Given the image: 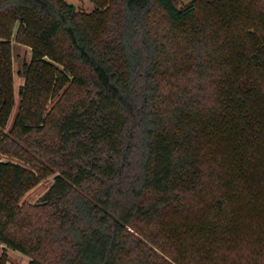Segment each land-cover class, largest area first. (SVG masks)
<instances>
[{
    "label": "trees",
    "instance_id": "trees-1",
    "mask_svg": "<svg viewBox=\"0 0 264 264\" xmlns=\"http://www.w3.org/2000/svg\"><path fill=\"white\" fill-rule=\"evenodd\" d=\"M92 1L0 0V154L24 162L0 160V244L28 264H264V0ZM15 32L32 59L7 132Z\"/></svg>",
    "mask_w": 264,
    "mask_h": 264
},
{
    "label": "rangeland",
    "instance_id": "rangeland-1",
    "mask_svg": "<svg viewBox=\"0 0 264 264\" xmlns=\"http://www.w3.org/2000/svg\"><path fill=\"white\" fill-rule=\"evenodd\" d=\"M69 2L75 3L76 10H84V11H91L95 7V3L92 0H68ZM192 0H178L180 5L187 4ZM16 27V32H17ZM12 38V52H13V70H14V94H15V105L13 107V111L11 117L9 119L7 127L4 129L5 131L9 132L12 128L13 122L17 115V112L20 108L21 104V88L25 83V76L23 75V68L24 63H29L32 59V48L24 43H21L16 40L15 35ZM57 67L63 71H66V67L62 63H58L53 61ZM68 86V85H67ZM67 86L65 88H67ZM63 89L58 95H56L52 100L49 102L48 107H53L61 98ZM0 160H13L15 162L24 163L22 160L16 157H10L9 155L0 154ZM55 174L49 175L41 179L37 184L32 186L28 191L25 192L21 199V204H36L39 202L43 194L49 189V187L54 182ZM264 206V205H263ZM184 213V212H183ZM174 220L180 221V217L184 215H172ZM173 221V220H172ZM254 241V240H253ZM248 243L247 238L244 237L243 244ZM250 244V243H249ZM253 245V243H252ZM158 252L163 256H166L170 261H174L164 252L158 249ZM31 260V256L14 249L4 243L0 244V264H28Z\"/></svg>",
    "mask_w": 264,
    "mask_h": 264
},
{
    "label": "water",
    "instance_id": "water-1",
    "mask_svg": "<svg viewBox=\"0 0 264 264\" xmlns=\"http://www.w3.org/2000/svg\"><path fill=\"white\" fill-rule=\"evenodd\" d=\"M71 4H72V6L75 8V3L72 2Z\"/></svg>",
    "mask_w": 264,
    "mask_h": 264
}]
</instances>
